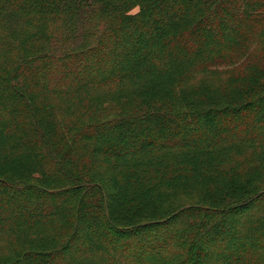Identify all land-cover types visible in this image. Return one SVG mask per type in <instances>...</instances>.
I'll return each instance as SVG.
<instances>
[{"label": "trees", "instance_id": "1", "mask_svg": "<svg viewBox=\"0 0 264 264\" xmlns=\"http://www.w3.org/2000/svg\"><path fill=\"white\" fill-rule=\"evenodd\" d=\"M0 264H264V0H0Z\"/></svg>", "mask_w": 264, "mask_h": 264}]
</instances>
